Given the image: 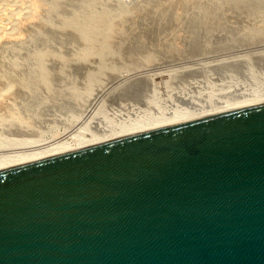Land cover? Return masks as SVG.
<instances>
[{
	"label": "water",
	"instance_id": "1",
	"mask_svg": "<svg viewBox=\"0 0 264 264\" xmlns=\"http://www.w3.org/2000/svg\"><path fill=\"white\" fill-rule=\"evenodd\" d=\"M0 264H264V98L0 165Z\"/></svg>",
	"mask_w": 264,
	"mask_h": 264
},
{
	"label": "bare ground",
	"instance_id": "2",
	"mask_svg": "<svg viewBox=\"0 0 264 264\" xmlns=\"http://www.w3.org/2000/svg\"><path fill=\"white\" fill-rule=\"evenodd\" d=\"M77 1L78 0H76V2ZM86 1L87 2L84 4L83 1L79 0L78 6L80 5V10L79 8L77 9L74 6L73 9L75 8L77 11L72 10L73 11L72 12L69 6L70 4L73 5L75 1H72L69 3V0H0V43L2 44V45L0 44L1 47H4V43H10L11 45V42L12 43L14 42L13 45L14 44L16 45V43H18L19 45V43L21 44L22 42L24 44L25 40L27 42V43L25 42V47H26V44L27 45L32 44L33 42L35 43L34 44L35 46L38 43L37 44L38 46L40 42H37V41L38 40L40 41L45 31H46V34L49 35L48 34L49 29L50 31L52 30L53 32L56 31V34L51 31L50 38L54 37V35H52L53 33L56 36L54 38H57V39L59 38L61 40L60 37L63 34L62 32L64 33L69 32L73 36H75L74 37L75 39H74L73 36L68 33L69 35H71L73 39L71 40L70 39L71 37L68 35L69 36L68 39L70 40V42H72L73 44L80 43L79 45L81 46L79 47V46L74 45V47L72 46L73 47L72 48L70 47L71 43L67 39L63 43L68 41L70 44L66 42L68 43L66 44V46H68L69 48L66 47L65 45L63 46L62 44H60L64 47L63 51L65 49H69L70 51L71 50L73 51V52L71 51L73 55L69 54V51L67 52V50H65L67 53L64 51V53L67 54L68 59H67V56L65 57L66 59H63V56L66 54H62L63 56L60 55V52H61L60 50H62L61 49L62 46L57 47L59 45V42L56 40L57 44H55L54 38H52V40L54 39L53 40L54 42H52L51 39H50L51 41L49 42V38H48L49 36H46V35H44V37L46 36L48 38V39L46 38L48 40V44L46 43L45 46L47 47L48 45V49L50 46V50H51L52 45L53 47L56 45L55 47L57 49L56 48L54 49L58 51L60 48L59 50L60 52L58 51L59 55H57L58 53H56L55 50H53L54 52L52 53L50 52V50L48 51L47 48H44V47L42 48L43 44L45 43L44 40L47 41L46 39L41 40L44 43L42 44L41 46L42 49L40 51L37 50V52L36 51L29 52L32 49L34 50L37 47V46L32 47L33 45L32 44L28 46L32 48L31 49L29 48L27 54L25 50L26 48L23 49L24 45L23 46L21 45L22 49H20L18 45H17L18 49H16L15 47L12 48L13 46L8 48V45H7V49L0 48L3 50L2 51L3 53H4V50L6 49V50H10V52L13 54L12 55L13 59L8 60L7 62H4V64L0 63L1 64L0 65V165H4L7 163H11V162H15V161H19V160H23V159H27V158L55 152V151L69 149L72 147L94 142L104 137L121 134V133L129 132L132 130H136V129H140V128H144V127H148V126H152V125H156V124H160V123H164V122H168V121H172V120H176L180 118H185V117H189L193 115L207 113V112L231 107L234 105L246 103L252 100L264 98V50L261 49V48H264V0H254V2L253 0L252 1L232 0L230 5H227L225 3L227 0H215L216 3L214 4L218 8V13L220 12L224 15V12H222L223 9L224 11L225 10L229 11L228 8H231V11H232L231 13L233 15L235 13H238L239 16L241 15L240 20L238 22L242 20L243 22H246V23H243L245 24L244 25L245 27H243V30L245 28L247 29L245 31L241 30L242 32L240 33L238 32V35L234 34L235 35V38H234V35L232 34L233 31L231 33V29L234 27L233 23L239 17L237 16L236 19L234 20L233 18H231L232 16L230 17L229 15L228 21L230 22L233 19L234 22L233 20H232L233 23L228 22L229 25L233 24L232 28L231 26L229 27V25L227 26L228 32H229V29L231 28L230 33L232 34V38H233L231 40L238 41L239 43L236 42L237 44L235 43V41H233V44H232V41H230L231 45H230V42L228 43L229 45L227 44L228 46H225V44L223 46L222 45L223 43H222L221 44L222 47H220L221 45L218 43V46H217V43L215 41L214 42L216 43L215 48L213 45H212L213 48H211L210 46H209L210 48L207 47V43L211 41H207L208 39L206 40V37L209 36L211 39V36H213L215 33L211 35V33L208 32L212 28L210 25H209L210 29L207 28L208 25L205 24L203 18H201L203 17V15H201V17H198V19L197 18L194 19V22H195L194 24L196 25L194 24L192 25H194L195 28L197 27L196 29L198 31L196 35L199 36V39H200L199 43H197L198 41H195L196 44L199 45L198 46L199 50H197V53H194V54L197 56L199 55L200 57H203V58L207 56H212L211 58L213 59V57H215V59H213L212 61L211 60L209 61L207 59L209 61V62L207 61V63H205L203 59L202 60L204 63L203 64L204 67L208 66V67L218 70L217 77L219 78L217 79L216 77V79L215 78L213 79L212 77L206 76V74L204 73H207V72L206 71L203 72L205 69L200 64L202 63V60L199 59L200 63L198 62V64L201 65V67L199 68L200 69L203 68V71L200 70L201 71L200 73L197 70L198 66H196L195 64L194 65L196 66L195 71L197 70V72H199L200 77L199 76H197V78L194 76H193L194 78L190 77L191 79H194V81L191 80V83L189 84L190 79H188V77L185 76V78H187L186 80H189L187 81L189 86L193 88V92H191L192 90L190 89H189L190 91L186 90L190 94H188V92L183 93L182 89L179 90L181 81L183 83V80L181 79V77H180V81H178L179 76L177 78L175 77L177 76V74L175 75V73L172 74V72H167L168 76L170 73L171 80H170V77L168 78V76H167V79L165 77L164 78L165 80H164L162 77L165 76L164 74H167V73H163L166 70L161 72L162 69L160 68L161 70L158 72V69H157L161 65H165V64H168L169 66L174 64V66H176L175 64L177 61L180 60V58L178 57V55H176L174 59H171L173 57H171L170 54L172 52V48L174 47V45L172 47V44H173V41L177 45H180V43H183L182 42L183 39L181 40L180 38H183V37L185 38L187 35L186 32H184L185 35L183 37L179 38L180 39L179 41H181L179 44L177 40H171L174 35L172 37L170 36L171 39L170 37H167L168 40L166 41L167 43L169 42L168 44L172 42L171 44L172 48L170 49L171 51L167 50L168 52L165 51L166 49L165 50L163 49L164 50L163 52H167L168 55H166V53L163 54L162 52L160 53H162V55L164 56L159 55V52L158 54H156L155 52L159 51L160 49L159 48L157 50L156 48L158 44L160 43L159 41L161 40H158L159 43L155 44L156 42L154 43V41L156 40L152 39L154 41L152 42L151 40L150 42L154 43L155 46L157 45L155 49H153L155 46L153 45L152 47L151 45L152 49L155 50V52L150 49L151 48L150 44H149V49L152 52L151 51L148 52L147 51L148 49L146 50L145 48L146 43L143 44L145 41L142 40L141 44L142 46L145 45L144 48L146 51L144 50L143 47H140V49L142 50L143 48V51L145 53L148 52L149 54L145 56V54L142 51V53L144 54V57L141 58L140 50H139L140 55L137 54L138 51L137 53L136 52L134 53L133 51H131L133 47L136 48L135 51L138 50L139 48V47L137 48L133 46L130 50L131 52L128 51L130 52V54L128 53V55L124 57L122 56V54H120L121 53L120 49L122 48H120L118 44L117 46L119 48L117 46L114 47L115 45L112 46V44H113L115 36H118L116 34H119L118 33L119 31L116 30V28H119L117 27V25L120 26V24H122L123 21L119 22V24L117 23L119 20L121 21L123 16H125V14L123 15V13L120 12V10L118 11L116 9H115L116 11H113V12L108 10L109 8L111 10H113L114 8V7L111 8L110 6L109 7L105 6L109 3L108 2L109 0H96V1L86 0ZM66 2H68L69 6H65L67 5L65 4ZM110 4L111 3H109L108 5ZM192 6H193V2H192ZM64 7L65 8L68 7L67 10L68 11L70 10L71 13L69 11L67 12V14L65 13L66 16L62 15V12H63L62 8L63 10H65ZM204 8H207V7H204ZM68 13H70L71 15ZM204 14L206 15V13ZM219 15H217L218 18L220 17ZM127 18L128 17H126L125 19L127 20ZM115 19L116 21L118 19L117 23L116 21L114 22L116 24V28L115 27L114 28L117 32L112 30L114 26L112 24ZM55 20L58 22V24L55 22L57 25L53 23V21ZM160 20L161 19H159V21ZM170 22L171 21H169V23ZM202 22H204L203 24L207 26L204 25L202 29H198L200 28V25L203 26L201 24ZM162 23L163 22H161V24ZM211 23L212 22H210L209 24ZM218 24L216 25L218 26ZM37 25L38 27L43 26L45 28H48V30L44 28L45 31L42 30L44 33L41 31L43 34L41 32H38L39 33L38 34L37 30L40 31L41 29H43V27L40 29V27L38 28ZM35 26L38 28V29L35 28L37 29L36 33L38 34V36L37 34H35L37 37L33 38L32 40L34 41L33 42L31 41L30 43L29 42L30 38L29 36H27L29 34H26L27 32H30V31H26V30L28 27H31L34 29ZM163 26H166V25L163 24ZM168 26L171 27V25L169 24ZM168 26L166 28H168L169 30L170 27ZM235 26L238 27V25H235ZM225 27L223 28V25H222L221 28H218L219 30L221 29L219 33H223L221 32L223 29H224L223 31L226 32L227 28ZM240 27L242 28V23ZM173 28H175L174 25H173ZM134 29L135 28H133V31ZM253 29H255V31ZM29 30H32V29H29ZM168 30H166V32ZM236 30L234 31L235 33H237ZM239 30L240 28H238L237 31ZM171 31L169 35H171V33L172 34L175 33V36H176V33H178L179 30L177 31L175 28L176 32L174 31L171 32ZM112 32H115L116 34H113ZM166 32L164 33L165 36L168 35ZM57 33L60 37L57 35ZM151 33L152 32H150V34ZM227 33L222 34L223 39L225 38L228 39L229 37H231V34L228 33L229 35H226ZM25 34L26 36L24 37ZM32 34H34V32ZM216 34L214 35L215 40L218 39L216 37L218 34L217 35ZM140 35H142V32ZM180 35L182 34L180 33ZM180 35H177L176 37H179ZM222 35H219L220 36L219 40L220 38L222 40V37H221ZM31 36H34V35H31ZM134 36L132 34L133 38ZM158 36L159 35L156 36L157 39H158ZM165 36H163V39H166ZM161 37L162 35L160 36V38ZM176 37H173V38L177 39ZM142 38L145 39V37H142ZM75 40L77 42L74 43ZM164 41L165 40H163V42ZM222 41H225V40H222ZM60 42H62V40ZM49 43L50 44L52 43V45H50ZM165 43L166 42H164L163 44ZM114 44H116V42ZM163 44L160 43V45H163ZM196 44H194V46ZM177 45H175L174 47L175 49H177L176 48ZM129 46H130V43H129ZM75 48H77L76 50H79V49L80 50L74 51ZM123 48H125V45L123 46ZM164 48H165V45H164ZM127 49L128 48H126V51ZM181 49H184V48L181 47ZM194 49L191 48V51ZM259 49H261L262 51H260ZM6 50H5V53L8 52V51L6 52ZM21 50L25 52L22 53ZM63 51L61 53H63ZM242 51L244 52L246 51V54L243 53ZM193 52H196V51L194 50ZM193 52L191 54H193ZM247 52H249V54ZM20 53H22L21 55L24 56V57L21 56L22 60H19L20 55L18 54ZM131 53H134V55L137 54L139 56H133ZM176 53L177 52H175V54ZM180 53L183 54V52H180ZM221 53L225 54V55L222 54L224 55V57L221 56L222 58L221 57L216 58L220 56ZM154 54H156L157 56L159 55L161 57H158L157 59L155 57L156 55ZM178 54H179V51H178ZM229 54H231V56L227 57L229 56ZM0 55L2 57L5 56L4 54L3 55L0 54ZM69 56H70V59H69ZM173 56L175 55L173 54ZM2 57L0 59V62L2 60L3 61L6 60L5 59L6 56L4 57V59H2ZM48 62H50V64L56 63L58 66H61V69H62L61 71H58V72L56 71L57 73L55 74V76L57 79L55 78L53 79V81L51 80L53 77L51 78V73H49L50 71H47L46 69ZM117 62H120L118 63V65L121 64L120 66L122 67L120 66L118 67L116 65ZM181 63H179V65H181ZM184 64L185 63L183 62V65ZM49 66H47V68ZM65 66L66 67L75 66L76 68L77 66H81V67L83 66L87 69L86 75L85 73H84V76L81 74L83 76L82 79L80 78L81 80L76 78L77 75L75 77V74L74 76L70 74L71 76L69 75L70 77L69 76L67 77L68 75L67 73H66L67 75L63 74L64 73L63 69ZM184 66L181 67L180 71H178L179 74H183L181 76L187 75L186 72L189 71V69H191V67L190 68L188 67V70H187L186 69L187 65H184ZM153 67H156V68L151 69ZM143 70L144 71L148 70V73L150 71L151 74L149 73L150 75H147V76L143 74L144 77L140 76L138 78H135L134 79L135 81H133L132 79L134 77H137ZM152 70H156L157 72L156 71L151 72ZM130 71H132L136 75L138 73V75L137 76L134 75L133 78H130L133 76L132 75L133 73ZM168 71H170V69ZM214 72L216 71L214 70ZM192 75H193V72H192ZM172 77H174V80L177 79V82L175 81L176 83H173V84L171 83V82H174ZM153 78L160 79L161 81L160 85L159 83L153 81L154 80ZM127 79L131 81H128ZM54 80H56L55 81L56 83H53ZM168 80H170L171 82H169ZM186 80L184 83H186ZM119 81H122L123 85H126V84L127 85L123 87L121 86V83ZM124 81H127V82L125 83ZM111 82L113 83L116 82L117 86L119 85L117 83H120V85L117 88H115L116 85L112 84L113 86H115L113 89L109 85L110 87L109 86L108 87L109 89L110 88L111 89L106 90L107 88L105 89L104 87L110 84ZM182 83H181V88L184 87ZM174 84H178L177 86L179 89L176 86H174ZM172 85L174 88L176 87L179 91H182V92H179L175 90V92L173 93H174V99H178L177 101H180V102L182 101L184 105L176 104L173 102L174 100L173 101L171 100L173 99L172 91L174 90V88L171 87ZM185 85L187 88H189V86H187V83ZM120 86L123 88L118 89ZM101 91L103 92L105 91V94L107 93L105 96L107 99L105 98L103 99L109 100V101L113 100L112 102L117 105V107L115 106V108L117 109L116 111L114 110V112L118 113V106H119V108H122L124 110V113L126 112L125 117L123 116V117L118 118L116 116L113 117L112 115H110L111 116L110 117L107 111L109 109L113 111L114 104L110 102L113 105L112 106L110 103H108V106L110 105L108 109V106L104 104V100L98 106V108L95 107L96 108L95 111L92 110L90 112L89 109L91 105H93L92 102L95 101L94 98L97 95H100L98 93H100ZM162 92H165L164 97H161L160 93ZM177 92L179 93L176 94ZM114 100H117L115 101L116 103L114 102ZM131 101L135 102L136 104H139L140 106H136V105L134 106L133 105L134 103H132ZM105 103H107V101ZM111 106H112V109H111ZM87 112L90 113L88 118L84 120L85 122L84 121L81 122V117H85L83 116L85 113H86L85 115H88ZM121 112L123 111L121 110ZM119 113H118V116H120Z\"/></svg>",
	"mask_w": 264,
	"mask_h": 264
},
{
	"label": "rangeland",
	"instance_id": "3",
	"mask_svg": "<svg viewBox=\"0 0 264 264\" xmlns=\"http://www.w3.org/2000/svg\"><path fill=\"white\" fill-rule=\"evenodd\" d=\"M72 1H75V3H74L73 5L70 4V6H69L68 2H66L65 4H67V5H65V6H69V8H70L71 11H72V10L75 11V10H76L75 8H77V9L79 8V10H80V5L78 6V4H79V3H78L79 0H78L77 2H76V0H72ZM72 1L69 0V3L72 2ZM81 1H83L84 4L87 2L86 0H81ZM95 1H96V0H95ZM178 1H180V2H178ZM191 1L193 2V6H192V2H191ZM231 1H232V0H227L225 3H226L227 5H230V4H231ZM250 1H252V0H250ZM108 2L111 3L113 6H112L111 4L108 5L109 3H108L107 5H105V6H108V7L110 6L111 8L114 7L113 10H111L110 8H109L108 10H110L111 12L116 11V10H118V11L120 10V12H122L123 15L125 14V16H123V18H124V17H125V18L128 17V18H127L128 21H127L125 18H124V20H123V18H122L121 21H120V20L118 21V19H117V21H118V23H117V21H116V19H115V20L113 21V24H112V25H114L113 28H114V27L116 28V24H115L114 22L116 21V23L119 24V22H122V21H123L122 24H120V26L117 25V27H119V28H116V30L119 31V32H118L119 34H116L115 32H117V31L115 30V28H114V29L112 28V30L115 31V32H112V33L118 35V36H115L112 46L115 45L114 47H116L117 44H118V46H120V48H122V49H120V50H121V53H120V54H122V56H124V57H126V56L128 55V53L130 54L131 51H133L134 53H135V52L137 53V51H138L137 54H139V50H140V54H141V55H140V54H139V55H140L141 58H142V57H144V54H145V56H146L147 54H149L148 52H150L151 50H153V49L156 48L157 45L155 46V44H158L159 42L162 43V44H163L164 42L167 43V41H166V40H168L167 37H170V36L172 37L173 35H174L173 37H176L177 35H180V33L182 34V35H180L179 37H176L177 39H175V38H173V37H172V39H171V37H170L171 40H177L178 44L181 42V41H179V40H180V39H181V40L183 39V41H182L183 43H180V45H177L174 41H173V44H172V42H170V44H168V43H169V42H168L167 44L165 43V44H163V45H160V43H159L158 46H160V47L157 46V48H156L157 50L160 48L159 51H156V52H155V50H153V51H154L156 54H158V52H159V55H162V53H163V54L166 53V55H168L167 52L173 47V45H174V47H175V45H177V47H176L177 49H175V48L173 47L174 49L172 48V52H171V54H170L171 57H173V58L170 57L171 59H174V58L176 57V55H178V57L180 58V60L177 58L179 61L176 62V64H175L176 66H174V64H173V65H170V66H169L168 64H165V65H161V66L158 67L157 69H158V72L162 69L161 72H163L164 70H166V71H164L163 73L172 72V74H173V73H175V75L177 74V76H175V75H174V76H175L176 78L179 76L178 81H180V77H181V79L183 80V83H182V81H181V83L184 85L185 88H184V87L181 88V83H180V86H179L180 89H179L178 86H177V85L179 84V82H178V84H174V86H176L179 90L182 89L183 93H185V92L187 93V92L190 91V90H192L191 92H193V88H191V86H189V84L191 83V80L194 81V79H191V78H194V77L197 78V76H199V72L201 73L200 70L203 71V68L205 69L203 72H205V71L207 72V73H204V74H206V76L212 77L213 79H214V78L216 79V77L218 76V70H217V69H214V68H211V67H208V66L204 67V65H203V64H204V63H203V60H204L205 63H207L208 60H209V61H210V60L212 61L213 59H215V57H213V59L211 58L212 56H207V57H204V58H203V57H200L199 55L197 56V55L194 54V53H197V50H199V49H198V46H199V45L196 44L195 41H198L197 43H199V40H200V39H199V36L196 35V33H197L198 30L196 29L197 27L195 28V26H194V25H196V24H194V23H195V22H194V19H195V18L198 19V17H201V15H203V17H201V18H203L205 24H207L208 26L205 25V24H203L204 22H202L201 24H202L203 26L200 25V28H198V29H202V27H204V25L207 26L208 29H210V28H209V25H210L211 28H212V29H211L212 31H211V30L208 31V29H207V31H208L209 33H211V35L214 34V33H215V34H216V33L218 34L219 31L221 30V29L219 30L218 28H221L222 25H223V28L226 26L225 28H227V31L225 32V31H223V30H224V29H223L221 32H223V33H227V32H228V27H227V26L229 25L230 22L233 23L237 16H238L239 18H237L236 21L233 23V24H234V27L232 28V25H233V24H230V25H229V27L231 26V28L233 29V30H232V29L230 28V29H231V33H232V31H233V33H232L233 35H234V34H235V35H238V32L240 33V32L245 31V30L247 29V28H245V29L243 30V27H245V26H244L245 24H243V23H246V22H243V20L240 21V22L242 23V28L240 27L241 23L238 22V21L240 20V16H241V15L239 16L238 13H235V14L233 15V14L231 13V12H232V11H231V8H228L229 11L225 10V11H227V12H225L224 9H223L222 12H224V15H223L222 13H220V12L218 13V8H217V6L214 4V3H216L215 0H186V1H185V0H109ZM194 2H195V3H194ZM202 2H203V3H202ZM253 2H254V0H253ZM76 3H77V4H76ZM181 3H182V5H181ZM189 3H190V4H189ZM179 4H180L181 6H180ZM194 4H195V5H194ZM178 5H179V6H178ZM205 5H206V6H205ZM208 5H209V6H208ZM217 5H218V4H217ZM74 6H75V8L73 9ZM108 7H107V8H108ZM176 7H177L179 10H178ZM204 7H207V8H204ZM208 7H209L210 9H209ZM64 8H65V7H64ZM174 8H175V9H174ZM213 8H214V9H213ZM67 9H68V7L65 8V10H67ZM115 9H116V10H115ZM173 9H174L175 11H174ZM204 9H205V10H204ZM65 10H63V8H62V11H63V12H64ZM70 10H69V11H70ZM79 10H78V11H79ZM106 10H107V9H106ZM206 10H207V11H206ZM62 11H61V12H62ZM69 11H68V10L65 11L64 14H63V12H62V15L66 16L67 12H69ZM71 11H70V13H71ZM73 11H72V12H73ZM76 11H77V10H76ZM173 11H174V12H173ZM202 11H203V12H202ZM209 11H210V12H209ZM65 13H66V14H65ZM70 13H68V14H70ZM204 13H206V15H205ZM217 13H218V14H217ZM208 14H209V15H208ZM219 14H221V15H219ZM43 15H44V13H43ZM70 15H71V14H70ZM174 15H175V17H174ZM204 15H205V16H204ZM217 15H219L220 17L222 16V17H221V18H220V17L218 18ZM229 15H230V17L232 16L231 18L234 19V20L232 19L233 22H232L231 19H230V20H231L230 22L228 21V20H229ZM67 16H68V15H67ZM225 16H226V17H225ZM181 17H182V18H181ZM212 18H213V19H212ZM217 18H218V20H217ZM222 18H223V19H222ZM159 19H161V20L159 21ZM165 19H166V20H165ZM176 19H177V20H176ZM219 19H220V21H219ZM129 20H130V21H129ZM178 20H179V21H178ZM165 21H166V22H165ZM169 21H171V22L169 23ZM225 21L227 22V24H226ZM55 22L58 24V22H57L56 20L53 21L54 24H56ZM137 22H138V23H137ZM156 22H157L158 26H157ZM161 22H163V23L161 24ZM167 22H168V23H167ZM177 22H178V23H177ZM206 22H208V23H206ZM210 22H212V23H211L212 25L209 24ZM224 22H225V23H224ZM228 22H229V23H228ZM124 23H125V24H124ZM141 23H142V24H141ZM165 23H167V24H165ZM175 23H177V24H175ZM218 23H219V24H218ZM220 23H221L222 25H221ZM235 23H237V24H235ZM238 23H240V24H238ZM57 24H56V25H57ZM139 24H140V25H139ZM160 24H161V25H160ZM163 24L166 25V26H163ZM168 24L171 25L172 28H171L170 26H168ZM179 24H180V25H179ZM192 24H194V25H192ZM216 24H218V26H217ZM173 25H174V27L176 28L177 31L179 30L178 33H176V36H175V33H173V34L171 33V35H169V33H170L171 30H173L174 32H176V31H175V28H173ZM235 25H238V27H236ZM139 26H140V27H139ZM155 26H156V27H155ZM159 26H160V27L162 26V27L160 28ZM167 26L170 27L169 30H168V28H166ZM213 26H214V27H213ZM31 27H33V26H31ZM31 27H28L27 30H26V31H30V32H27V33L25 32L26 34H29V35H27V36H29V38H30V39H29V42H30V43H31V41H32V42L34 41V40H32L33 38H36V37L38 36V34H39L38 32H41L42 30L45 31V30H44L45 27H43V26H41V27L39 26L40 29L43 27V29H41L40 31L37 30V29L39 28L38 25H37L38 28H37L36 26L34 27V29L31 28ZM150 27H151V28L153 27V28L151 29ZM157 27H158V28H157ZM193 27H194V28H193ZM198 27H199V26H198ZM216 27H217V28H216ZM35 28H37V29H35ZM120 28H121V29H120ZM133 28H135L134 31H133ZM159 28H160V29H159ZM162 28H163V30H162ZM178 28H180V29H178ZM215 28H216V29H215ZM235 28H236L237 30H238V28H240V30L237 31ZM248 28H250V27H248ZM29 29H32V30H29ZM45 29L48 30V28H45ZM148 29H149V30H148ZM153 29H154V30H153ZM156 29H157V30H156ZM170 29H171V30H170ZM194 29H196V30H194ZM230 29H229V32H228L229 34H231V33H230ZM234 29L236 30L237 33L234 32V31H235ZM33 30H35V31H33ZM36 30H37V33H38V34L36 33ZM166 30H168L169 32H168V31L166 32ZM215 30H216V32H215ZM241 30H242V31H241ZM253 30L255 31V29H253ZM32 31L34 32V34H32V33H33ZM43 31H42V32H43ZM51 31H52V30H51ZM51 31H50V29H49V31H48V34H49V35L46 34V31H45V33L43 32L44 34L41 32V33L43 34V37H44V35L49 36V37H48V38H49V42L52 40V38L56 37V36H55L56 31H54V32L52 31V32L55 33V34L52 33V35H54V37L50 38ZM132 31H133V32H132ZM147 31H149V32H147ZM164 31H165L168 35L165 36V35H164V33H165ZM173 31H171V32H173ZM181 31H182V32H181ZM194 31H196V32H194ZM65 32H66V31H65ZM67 32H68V31H67ZM122 32H123V33H122ZM141 32H142V35H140ZM150 32H152V33L150 34ZM184 32H186V34H187L185 38L183 37V36L185 35ZM193 32H194V33H193ZM62 33H63L64 35H63ZM62 33H61V34H62L61 37H60V36L58 35V33H57V35L61 38L62 42H60L61 40H60L59 38H58V39H57V38H54V39H55V44H57L56 40L59 42V45H58L57 47H59V46L61 47L62 45H63V46H64V45L66 46V44H68V43L70 42V40H69L68 38H69V36L71 37L72 34L69 33V32H68V33L71 34V35H69L68 33H64V32H62ZM130 33H132L133 36L135 35L134 38L132 37V34H130ZM135 33H136V34H135ZM183 33H184V34H183ZM223 33H219L218 35L216 34V35H217L216 37L218 38V39H216V40H215V36H214L215 34L213 35L214 38H213V36H211V35H210V36H211V39H210L209 36L206 37V40L208 39L207 41H211V42H212V43H211V42H208V43H207V47L210 46L211 48H213V46H214V48H215L216 43H217V46H218V43H219L220 45L223 43V44H222L223 46H224V44H225V46H228V45H229L228 43H229L230 41H232L231 39H233V38H232V34H231V37H229L228 39H226V38H225L226 35H229V34L227 33V34L225 35V37H224L225 39H223V35H222ZM26 34L24 35V37L26 36ZM35 34H37V36H36ZM42 34H41V35H42ZM59 34H60V33H59ZM137 34H138V35H137ZM152 34H153V35H152ZM155 34H156V36L159 35V36H158V39H157V37L155 36ZM31 35H34V36H31ZM68 35H69V36H68ZM161 35H162V37L160 38ZM219 35H222V36H221V37H222V40H225V41H227V42L222 41L221 38H220V40H219V37H220ZM235 35H234V38H235ZM46 36H45L44 38L40 36V37H41L40 41H39V40L37 41V42H40L38 46H37L38 43L35 41V42L37 43V44H36L37 47L34 45V44H35L34 42L32 43L33 45H32V44H28V45L26 44V47H25V42H26V40H25L24 44H23V42H22L21 44L19 43V45H18V43H16V45H15V44L13 45L14 42H13V43L11 42V45H10V43H4V47H1V46H0V48H3V49L6 48V49H7V45H8V48L13 46L12 48L15 47L16 49H18L17 47L19 46V48L22 49V46L24 45L23 49L26 48L25 50H26V54H27V53H28V50H29V48H30V47H28V46L32 45V47L35 46L36 48H35L34 50L32 49V50L29 51V52H34V51L37 52V50L40 51L43 47L48 49V45H47V47L45 46L46 43L48 44V40H47L48 38H47ZM62 36H64V37H62ZM72 36H73V35H72ZM163 36H165L166 39H163ZM74 37H75V36H73V38H74ZM118 37H119V38H118ZM124 37H125V38H124ZM128 37H129V38H128ZM135 37H136V38H135ZM139 37H140V38H139ZM142 37H145V39L142 38ZM153 37H154V38H153ZM165 37H164V38H165ZM180 37H183V38H180ZM46 38H47V39H46ZM63 38H65V39H63ZM148 38H149V39H148ZM155 38H156V39H155ZM179 38H180V39H179ZM201 38H202V37H201ZM22 39H23V38H22ZM37 39H39V38H37ZM42 39H46L47 41L44 40V42H45V43H44L43 41H41ZM50 39H51V40H50ZM54 39H53V40H54ZM66 39L69 40V42L66 41V42H68V43H66V42L63 43ZM70 39L73 40L72 37H71ZM74 39H75V38H74ZM138 39L141 40V41H139ZM152 39H154V40H156V41H154V40H152ZM170 39H169V40H170ZM196 39H197V40H196ZM213 39H214V40H213ZM53 40H52V42H54ZM134 40H135V41H134ZM137 40H138V41H137ZM142 40L145 41L143 44L146 43V44H145L146 47H145V45L142 46V44H141V43H142ZM147 40H148V41H147ZM151 40H152V42L154 41V43H155V42H156V43L154 44V43L150 42ZM158 40H161V41L158 42ZM163 40H165V41L163 42ZM212 40H213V41H212ZM27 41H28V40H27ZM146 41H147V42H146ZM215 41H216V43H214ZM233 41H235V43H236V42L239 43V42L236 41V40H233ZM233 41H232V44H233ZM29 42H28V43H29ZM75 42H77V41L75 40L74 43H75ZM115 42H116V44H114ZM121 42L123 43V45H122ZM124 42H125V44H124ZM128 42L130 43V46H129V43H128ZM194 42H195V43H194ZM224 42H225V43H224ZM26 43H27V42H26ZM43 43H44V44H43ZM70 43H71V44H70ZM70 43H69V44L71 45V46L69 45L70 47H72V46L74 47V45H75V46H79V47H81V46L79 45L80 43H79V44H78V43H77V44H73L72 42H70ZM132 43H133L134 45H133ZM147 43H148V45H147ZM174 43H175V44H174ZM237 43H236V44H237ZM0 44H1V43H0ZM40 44H41V45H40ZM42 44H43V46H42ZM49 44H50V43H49ZM55 44H54V45H55ZM60 44H62V45H60ZM119 44H120V45H119ZM126 44H127V45H126ZM138 44H139L140 46H139ZM149 44H150V47H151V45H152V47H153V45H154L155 47H154L153 49H152V47H151V48H150L151 50H150V49H149ZM171 44H172V47H171ZM182 44H183V45H182ZM194 44H196L195 46H196L197 48L194 46ZM210 44H211V45H210ZM227 44H228V45H227ZM1 45H2V44H1ZM5 45H6V47H5ZM17 45H18V46H17ZM21 45H22V46H21ZM50 45H52V43H51ZM124 45H125V48H123ZM164 45H165V48H164ZM212 45H213V46H212ZM220 45H219V46H220ZM222 45H221L220 47H222ZM230 45H231V42H230ZM41 46H42V48H41ZM55 46H56V45H55ZM55 46L53 47V45H52V49H51V50H50V46H49L48 51L50 50V52L53 53V52H54L53 50H55V52L58 53L57 55H59V52H60V51L62 52L64 47L62 46V48H61L62 50H60V48H59L60 51L58 50V51H59V52H58V51H56L57 48H56ZM118 46H117V47H118ZM121 46H122V47H121ZM127 46H128V47H127ZM133 46H135V47H137V48L139 47L138 50L135 51L136 48H134ZM147 46H148V48H147ZM167 46H168V47H167ZM178 46H180V47H178ZM183 46H184V47H183ZM27 47H28V48H27ZM32 47H31V48H32ZM66 47H68V46H66ZM66 47H65V48H66ZM73 47H72V48H73ZM132 47L134 48V50H133ZM140 47H143V48L145 47L146 50L148 49V50H147L148 52L145 53V52L143 51V48H142V50H141ZM162 47H163V48H162ZM181 47L184 48L185 50H184V49H181ZM189 47H190V48H189ZM207 47H206V48H207ZM210 47H209V48H210ZM31 48H30V49H31ZM38 48H39V49H38ZM54 48H56V49H54ZM68 48H69V47H68ZM112 48H113V47H112ZM118 48H119V47H118ZM126 48H128V49L130 48V49H129V50L127 49V51H126ZM131 48H132V50H131ZM145 48H144V50H145ZM178 48H179V49H178ZM188 48H189V50H188ZM191 48H192V49L195 48L194 50H195L196 52H193L194 50L191 51ZM6 49H5V50H6ZM47 49H46V50H47ZM76 49H77V48H75L74 51H75ZM163 49H164V50L166 49L165 51H167V50H168V51H167V52H163V51H164ZM261 49L264 50V48H261ZM261 49H259V50L262 51ZM5 50H4V53H3V52H2L3 50L0 49V52H2V53H0V54H2V55L4 54V55L6 56V58H5L6 60H4V61L2 60L3 62L1 61V62H0L1 64H2V63L4 64V62H7L8 60L13 59V57H12L13 54L10 52V50H6V52L8 51L7 53H5ZM44 50H45V49H44ZM65 50H67V52L69 51V54L73 55V54H72V52H73L72 50H71L72 52H71L69 49H65ZM65 50H64V51H65ZM79 50H80V49H79ZM79 50H76V51H79ZM130 50H131V51H130ZM146 50H145V51H146ZM160 50H162V51H160ZM174 50H175V51H174ZM180 50H181V51H180ZM259 50H258V51H259ZM64 51H63V53L60 52V55H62V54H66V53H67L66 51H65L66 53H64ZM128 51H130V52H128ZM142 51H143L144 54L142 53ZM170 51H171V50H170ZM178 51H179V54H178ZM9 52H10V53H9ZM21 52L24 53L25 51L23 52V50H21ZM151 52H152V51H151ZM160 52H162V53H160ZM175 52H177V53L175 54ZM180 52H183V54L180 53ZM184 52H185V54H184ZM192 52H193V54H191ZM242 52L246 54V51H245V52L242 51ZM22 53L18 54V55H20V59L18 58L19 60H22V59H21V56H22L21 54H22ZM134 53H131V54H132L133 56H139V55H137V54L134 55ZM172 53H173L175 56H173ZM212 53H213V52H212ZM243 53H241V54H243ZM247 53L249 54V52H247ZM251 53H252V52H251ZM124 54H125V55H124ZM152 54H153V53H152ZM156 54H154V55H156ZM209 54H211V53H209ZM222 54H224V53H221V55L219 54L220 56H218V57H216V58H219V57H221V56L224 57L225 54H224V55H222ZM238 54H239V53H238ZM238 54H237V55H238ZM24 55H25V54H24ZM159 55H158V56L156 55L155 57L158 59V57H161V56H159ZM170 55H169V56H170ZM188 55H190V56H188ZM239 55H240V54H239ZM0 56H1V55H0ZM5 56H4V57H5ZM7 56H8V57H7ZM62 56H63V55H62ZM66 56H67V54L63 56V59H66V58H65ZM162 56H164V55H162ZM183 56H184L185 59L183 58ZM192 56H193V57H192ZM230 56H231V54H229V56H227V57H230ZM1 57H2V56H1ZM1 57H0V59H1ZM4 57H2V59H4ZM18 57H19V56H18ZM22 57H24V56H22ZM60 57H61V56H60ZM71 57H72V56H71ZM181 57H182V58H181ZM188 57H190V58H188ZM196 57H197V58H196ZM209 57H210V58H209ZM7 58H8V59H7ZM9 58H10V59H9ZM221 58H222V57H221ZM67 59H68V56H67ZM69 59H70V56H69ZM159 59H160V58H159ZM161 59H162V58H161ZM177 59H176V60H177ZM192 59H193V60H192ZM199 59H201V60L203 59V60H202V63H200ZM207 59H208V60H207ZM184 60H186V61H184ZM182 61L185 63L184 65H187V68H186L187 70H188V67H189V68L191 67V69H189L190 72L187 71V72H189V73H187V72L185 71L187 75H184V76H181V75H183V74H179V72H178V71H180L181 67L184 66ZM196 61H197V63H196ZM209 61H208V62H209ZM178 62H179V63L182 62L181 65H183V66L179 65ZM198 62L202 65V67H203L202 69L199 68V67H201V65L198 64ZM118 63H120V62H117L116 65L119 67L121 64L118 65ZM177 63H178V64H177ZM1 64H0V65H1ZM47 64H48V65H47ZM47 64H45V65H47V66L50 65V66H49L48 68H47V66H46V69H47V71H50L49 73H51V78L53 77L51 80L53 81V79L56 78L55 74H56L58 71H61V70H62V69H61V66H58L56 63H54V64H56V65H54L53 63L50 64V62H48ZM194 64H195L196 66H198V67H197V70H198L199 72H197V70L195 71L196 66H195ZM51 65H52V66H51ZM53 65H54V66H53ZM72 65H74V64H72ZM199 65H200V66H199ZM162 66H163V67H162ZM171 66H172V67H171ZM193 66H194L195 68H194ZM52 67H53V68H52ZM57 67H58V68H57ZM59 67H60V69H59ZM69 67H70V66H68V67L65 66L64 69H63V71H64L63 74H66V73H67V74H68V75L66 74L67 77H68L70 74L73 75V76H74V74H75V77H76V75H77L76 78H78L79 80H81L82 77L84 76V73H85V75H86V71H87V69H86L85 67H83V66H82L83 68H82L81 66H77V68H76L75 66H73V67L71 66L70 68H69ZM74 67H75L76 69H75ZM120 67H122V66H120ZM156 67H157V66H156ZM156 67H153V68H151V69H155ZM184 67H185V66H184ZM192 67H193V68H192ZM66 68H67V69H66ZM71 68H72V69H71ZM78 68H79V69H78ZM160 68H161V69H160ZM165 68H167V69H165ZM198 68H199V69H198ZM208 68H209V69H208ZM51 69H52V71H51ZM57 69H58V70H57ZM70 69H71V70H70ZM157 69H156V70H157ZM169 69H170V71H168ZM177 69H179V70H177ZM183 69H184V68H183ZM192 69H193V70H192ZM206 69H207V70H206ZM156 70H152L151 72H154V71H156ZM184 70H185V69H184ZM214 70H215L216 72H214ZM56 71H57V72H56ZM72 71H73V72H72ZM74 71H75V72H74ZM146 71H147V72H146ZM194 71H195V72H194ZM212 71H213V72H212ZM52 72H53V73H52ZM71 72H72V73H71ZM76 72H77V74H76ZM80 72H81V73H80ZM130 72H132V71H130ZM142 72H144V73H142ZM142 72H141L142 75H141V73H140L139 75H138V73H137L138 76L132 72L133 74H132V73H131V74H132L133 76L130 77V78H133L134 75L137 76V77H134V78L132 79L133 81H135V80H134L135 78H138V77H140V76H141V77H142V76L144 77L143 74H145L146 76L151 74L150 71H149L150 74L148 73V70H145V71L143 70ZM156 72H157V71H156ZM176 72H177V73H176ZM192 72H193V75H192ZM146 73H147V74H146ZM197 73H198V75H197ZM213 73H214L215 75H214ZM81 74H82L83 76H82ZM131 74H130V75H131ZM178 74H179V75H178ZM188 74H189V76H188ZM212 74H213V75H212ZM216 74H217V75H216ZM71 75H70V76H71ZM164 75H165V76L162 77V78L164 79V78L166 77V79H167L168 73H167V74H164ZM70 76H69V77H70ZM79 76H81V77H79ZM146 76H145V77H146ZM171 76H173V75H171ZM185 76L188 77V79H190L189 84H188V82H187V81H189V80H186L187 78H185ZM193 76H194V77H193ZM213 76H214V77H213ZM169 77H170V73H169L168 78H169ZM182 77L186 80L187 86H189V88L186 87V85H185L186 83H184L185 80H184ZM190 77H191V78H190ZM199 77H200V76H199ZM80 78H81V79H80ZM130 78H129V79H130ZM172 78H173V80H174V77H172ZM196 78H195V79H196ZM212 78H211V79H212ZM218 78H219V77H217V79H218ZM56 79H57V78H56ZM120 79H121V78H120ZM153 79H154V78H153ZM125 80H126V79H125ZM127 80H128V79H127ZM164 80H165V79H164ZM170 80H171V77H170ZM170 80H168V81L171 82ZM52 81H51V82H52ZM55 81H56V80H54L53 83H56ZM128 81H131V80H128ZM153 81L159 83V85H160V83H161L160 79H158V78H155ZM153 81H152V82H153ZM175 81L177 82V79L174 80V82H171V83H172V84H173V83H176ZM193 81H192V82H193ZM113 82H114V81H113ZM113 82H111L110 84L106 85L104 88H105V89L107 88L106 90H108L109 87L111 86V88L113 89L115 86H113L112 84L116 85V82H115V83H113ZM117 82H118V81H117ZM119 82L121 83V86H123V87H125V86L127 85V84H126V85H123V82H122V81H119ZM124 82L126 83L127 81H124ZM162 82H163V81H162ZM120 83H117V84L120 85ZM125 83H124V84H125ZM109 85H110V86H109ZM119 85H118V86H119ZM170 85H171V84H170ZM183 85H182V86H183ZM191 85H193V84H191ZM108 86H109V87H108ZM118 86L116 85L115 88H117ZM121 86H120L118 89L123 88V87H121ZM171 87L174 88L173 85H172ZM176 87H175V88H176ZM111 88H110V89H111ZM175 88H174V90L172 89V90H173L172 93L175 92V90L179 91L177 88H176V89H175ZM183 88H184V89H183ZM110 89H109V90H110ZM189 89H190V90H189ZM106 90H105V91H106ZM186 90H188V91H186ZM105 91H104V92L101 91L100 93H98V94H100V95H97V96L94 98L95 101L92 102L93 105H91V107L89 106V107H90V109H89L90 112H91L92 110L95 111L96 108H98V106L103 102V100H104V104H106L107 106H108V103H110V102L113 103V102H112L113 100H110V101H109V100H105V99H107L105 96H106V94L108 93V92L106 91L107 93L105 94ZM182 91H179V92H182ZM179 92H177L176 94H178ZM160 94H161V97H164L165 92H162V93H160ZM188 94H190V93L188 92ZM102 96H104V97H102ZM103 98H105V99H103ZM172 98H173V99H171V100H172V101L174 100V101H173L174 103L179 104V105H182V104L184 105V103H182V101L180 102V101H177L178 99H174V93H173V97H172ZM175 98H176V97H175ZM106 101H107V103H105ZM108 101H109V102H108ZM115 101H117V100H114V102H115ZM131 102L134 103V104H133L134 106H135V105H136V106H140L139 104H136V103L133 102V101H131ZM92 103H91V104H92ZM111 103H110V104H111ZM115 103H116V102H115ZM117 103H118V102H117ZM113 104H114V103H113ZM111 105H112V104H111ZM107 106H106V107H107ZM112 106H113V105H112ZM112 106H111V109H112ZM115 106L117 107V105L114 104V106H113V111L109 109L110 105L108 106V109H109V110H108L107 112L109 113V116L112 115L113 117L116 116V117H118V118H119V117H123V116L125 117V113H126V112L124 113V110H123L122 108H119V106H118V113H119V111H120V113H122V114L119 113L120 116H118V113H115V112H114V110L116 111V109H117V108H115ZM95 107H96V108H95ZM93 108H94V109H93ZM106 109H107V108H106ZM120 109H121L123 112H121ZM94 111H93V112H94ZM87 113H88V115H85V114H86V113H85V114L83 115V116H85V117H81V122H83L84 120H86V119L88 118V116H89L90 113H89V112H87ZM110 113H111V114H110ZM123 114H124V115H123ZM121 115H122V116H121ZM86 116H87V117H86ZM110 117H111V116H110ZM84 122H85V121H84Z\"/></svg>",
	"mask_w": 264,
	"mask_h": 264
}]
</instances>
